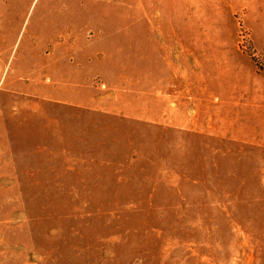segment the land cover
Here are the masks:
<instances>
[{"label":"rangeland","instance_id":"374dc122","mask_svg":"<svg viewBox=\"0 0 264 264\" xmlns=\"http://www.w3.org/2000/svg\"><path fill=\"white\" fill-rule=\"evenodd\" d=\"M0 264H264V0H0Z\"/></svg>","mask_w":264,"mask_h":264},{"label":"crops","instance_id":"0c3cea01","mask_svg":"<svg viewBox=\"0 0 264 264\" xmlns=\"http://www.w3.org/2000/svg\"><path fill=\"white\" fill-rule=\"evenodd\" d=\"M83 24H84V25L86 24L85 21L83 22Z\"/></svg>","mask_w":264,"mask_h":264}]
</instances>
